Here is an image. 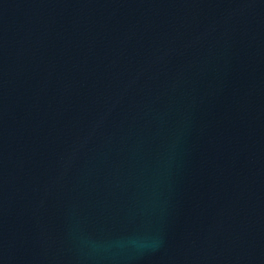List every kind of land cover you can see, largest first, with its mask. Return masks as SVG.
Returning <instances> with one entry per match:
<instances>
[{"label": "water", "instance_id": "1", "mask_svg": "<svg viewBox=\"0 0 264 264\" xmlns=\"http://www.w3.org/2000/svg\"><path fill=\"white\" fill-rule=\"evenodd\" d=\"M0 264H264V0H0Z\"/></svg>", "mask_w": 264, "mask_h": 264}]
</instances>
